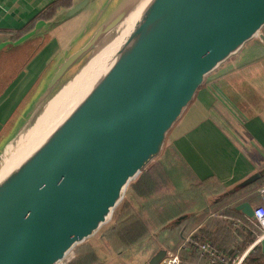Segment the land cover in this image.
Listing matches in <instances>:
<instances>
[{
  "label": "water",
  "instance_id": "water-1",
  "mask_svg": "<svg viewBox=\"0 0 264 264\" xmlns=\"http://www.w3.org/2000/svg\"><path fill=\"white\" fill-rule=\"evenodd\" d=\"M70 20L77 24L0 141V264L68 262L112 223L207 76L246 43L264 47V0H73L16 45ZM111 44L60 119L23 153L63 82Z\"/></svg>",
  "mask_w": 264,
  "mask_h": 264
},
{
  "label": "crops",
  "instance_id": "crops-1",
  "mask_svg": "<svg viewBox=\"0 0 264 264\" xmlns=\"http://www.w3.org/2000/svg\"><path fill=\"white\" fill-rule=\"evenodd\" d=\"M55 2L56 0H0V141L35 92L41 78L54 62L66 34L76 22L70 20L43 37L32 38L18 45L16 43L29 35L43 20L37 21L30 31L17 39H13L12 35L29 26ZM168 143L178 151L197 179L213 176L227 194L263 176L264 56L206 81L169 133ZM261 202L256 190L245 192L227 205H234L240 216H227L258 231L251 218V207ZM211 213L226 215L222 209L210 211L188 233L190 240ZM226 222V230L233 228L231 220ZM226 230L217 237L210 233L208 239L200 242L194 239L187 249L198 256V261L188 264L210 263V259L201 256L200 245L205 243H213L224 252L221 240ZM261 245H257L246 261L239 264H264V253L260 252L262 247L261 250L259 248ZM97 248L100 254H107L101 242ZM165 250L168 249H162L166 253ZM180 253L182 263V250ZM253 254H257L258 261L254 262ZM145 262L138 258L136 264ZM215 263L222 264L219 260H215Z\"/></svg>",
  "mask_w": 264,
  "mask_h": 264
},
{
  "label": "trees",
  "instance_id": "trees-1",
  "mask_svg": "<svg viewBox=\"0 0 264 264\" xmlns=\"http://www.w3.org/2000/svg\"><path fill=\"white\" fill-rule=\"evenodd\" d=\"M72 1L55 2L29 26L13 33L12 38L21 37L39 20L51 19ZM262 56L264 47L252 40L209 74L206 81ZM263 185L264 175L227 194L215 177L197 179L178 151L167 143L163 154L129 185L112 223L102 228L97 238L76 246L73 257L66 264H136V259L145 256L150 260L162 249L176 250L210 211L222 209L226 215L239 217L234 205H227L239 195L257 191ZM99 242L106 249V255L100 254Z\"/></svg>",
  "mask_w": 264,
  "mask_h": 264
},
{
  "label": "built area",
  "instance_id": "built-area-1",
  "mask_svg": "<svg viewBox=\"0 0 264 264\" xmlns=\"http://www.w3.org/2000/svg\"><path fill=\"white\" fill-rule=\"evenodd\" d=\"M58 1L61 0H56V2ZM257 192L262 202L251 207V218L256 223L258 231L242 221L229 218L227 215L219 213H211L209 215V217L215 218L217 223L231 220L233 228L226 230L221 240V243H223L221 248L225 253L213 243L200 245L201 256L207 260L210 259L208 264H219L215 263V260L221 261L222 264H239L246 260L247 256L255 250L257 245L262 243L264 240V185L259 187ZM188 240H190L189 236L184 239L180 248H183ZM161 262L162 264H180L181 258L178 252L172 253L168 251L161 259Z\"/></svg>",
  "mask_w": 264,
  "mask_h": 264
},
{
  "label": "bare ground",
  "instance_id": "bare-ground-1",
  "mask_svg": "<svg viewBox=\"0 0 264 264\" xmlns=\"http://www.w3.org/2000/svg\"><path fill=\"white\" fill-rule=\"evenodd\" d=\"M113 45L114 44H111L106 48L98 51V53H96L84 66L78 77L72 83H68V85L63 88L61 93L44 108L43 113L37 122L38 126H40L38 127L39 131H37L34 137H32V139L29 140L27 144L23 147V153L28 147H31V145L36 142L37 139H39V137L43 135V133L49 127H51L55 122H57V120L60 119V117L64 114V112L72 103V100L78 95L84 85H86V82L90 79L94 70L98 67L99 63L102 61L106 53L112 48ZM48 110L50 111L47 112ZM19 156L20 154L17 157L19 158ZM13 161L14 160H9V164H11ZM68 258L70 257L68 256Z\"/></svg>",
  "mask_w": 264,
  "mask_h": 264
},
{
  "label": "rangeland",
  "instance_id": "rangeland-1",
  "mask_svg": "<svg viewBox=\"0 0 264 264\" xmlns=\"http://www.w3.org/2000/svg\"><path fill=\"white\" fill-rule=\"evenodd\" d=\"M77 69V68H76ZM75 74H76V70H75V72L74 73H72V75L70 76V77H68L67 79H66V81L65 82H63V84H62V86H64V85H67L68 83H70L71 81H72V79L75 77ZM21 143V142H20ZM20 143H19V145H20ZM23 143H25L24 141H23ZM22 143V144H23ZM168 143V138H167V142H166V144ZM166 147V146H165ZM226 224H227V222L226 221H222V222H220V223H216V219L215 218H212V217H209V218H207V220H206V222L204 223V225L201 227V228H199L197 231H195L194 232V236H193V238H191V240L190 241H188L187 242V244H186V246L182 249V248H180V246L183 244V242H184V239H183V241L181 242V244L176 248V250H166V252H172V253H175V252H178V254H179V257H180V251L182 250V263L181 264H188V263H191V262H195V261H198V256L197 255H194V254H191L189 251H188V247L190 246V245H192V241H195L194 239H196L198 242H200V241H202V240H204L205 238L206 239H208V235L210 234V233H213L214 234V237H217L218 236V234H220L223 230H226L225 228H226ZM225 233H226V231H224ZM188 235V234H187ZM186 235V236H187ZM98 237V234L96 235V237L95 238H97ZM223 238V237H222ZM210 239V238H209ZM225 240H227V239H225ZM262 245L259 247L260 248V250H261V247H262V250L260 251V252H262V253H264V241H263V243H261ZM164 250V249H163ZM73 257V252H71L70 253V258H72ZM248 257V256H247ZM136 258H138V257H136ZM140 258H142V259H144V261H147L148 259H146L145 258V256L144 257H140ZM68 259V258H67ZM70 260V259H69ZM137 260V259H136ZM135 260V261H136ZM253 260H254V262H256V261H258V256H257V254H253ZM246 261V260H245ZM244 261V262H245ZM67 262V260H64V261H62L61 263H66ZM158 264H162V262H161V260L159 261V263Z\"/></svg>",
  "mask_w": 264,
  "mask_h": 264
}]
</instances>
